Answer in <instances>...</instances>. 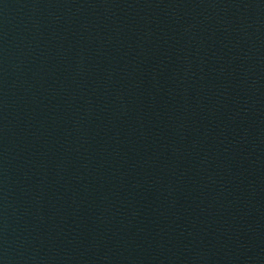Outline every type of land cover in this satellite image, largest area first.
I'll return each mask as SVG.
<instances>
[{
	"label": "water",
	"instance_id": "1",
	"mask_svg": "<svg viewBox=\"0 0 264 264\" xmlns=\"http://www.w3.org/2000/svg\"><path fill=\"white\" fill-rule=\"evenodd\" d=\"M0 264H264V0H0Z\"/></svg>",
	"mask_w": 264,
	"mask_h": 264
}]
</instances>
